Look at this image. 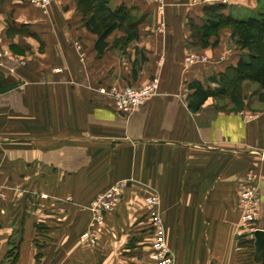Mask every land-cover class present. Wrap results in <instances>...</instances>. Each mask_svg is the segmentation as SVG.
Segmentation results:
<instances>
[{"label": "crops", "instance_id": "obj_1", "mask_svg": "<svg viewBox=\"0 0 264 264\" xmlns=\"http://www.w3.org/2000/svg\"><path fill=\"white\" fill-rule=\"evenodd\" d=\"M103 1L81 12L75 0H0L4 47L26 59L0 60V264H155L151 194L167 264H259L251 239L264 229V95L227 109L207 95L194 107V91L219 87L247 49L230 26L205 45L192 36L215 3ZM218 3L237 20L243 9L264 14V0ZM94 12L114 24L99 48L84 26ZM191 52L206 59L185 63ZM152 78L157 93L129 114L96 91ZM119 179L126 185L92 244L81 235L90 199ZM250 183L259 206L246 222L239 199Z\"/></svg>", "mask_w": 264, "mask_h": 264}, {"label": "trees", "instance_id": "obj_2", "mask_svg": "<svg viewBox=\"0 0 264 264\" xmlns=\"http://www.w3.org/2000/svg\"><path fill=\"white\" fill-rule=\"evenodd\" d=\"M102 2L104 1L102 0ZM102 2H98V0H75L81 12L90 11L92 5L93 10L95 5L97 11ZM223 7V4L219 3L204 6L205 20L201 26L195 28L192 36L196 38L198 44L205 45L209 35L214 34L223 26H230L237 35L238 44L242 48H246L247 52L241 56L236 66L228 67L219 74V87L210 91L199 88L194 91V94L198 96L194 107H198L207 95L214 97L229 96L235 105L241 106L242 96L239 89H241L243 81L246 80L256 83L262 89L261 95H264V14L260 12L256 17L237 20L230 15H224L221 12ZM93 14L84 20V26L97 33L94 46L99 48V42L114 27V24L107 23L102 17L99 18L98 12ZM15 247L16 245H11L10 253ZM10 259H14V257L12 256ZM259 264H264V256Z\"/></svg>", "mask_w": 264, "mask_h": 264}, {"label": "built area", "instance_id": "obj_3", "mask_svg": "<svg viewBox=\"0 0 264 264\" xmlns=\"http://www.w3.org/2000/svg\"><path fill=\"white\" fill-rule=\"evenodd\" d=\"M36 3L40 7H44L49 0H31ZM158 2V9L162 6L163 0H156ZM210 3H218V2H226L228 0H203ZM205 56L202 54H198L195 52L189 53L185 58V63L191 64L198 61L205 60ZM0 60H8L17 65H22L23 62L17 60L12 56L7 48L4 47V42L0 35ZM157 84L158 80L156 78L150 79L148 82L141 85H129L125 84L123 86L117 87L114 85L110 86H97L96 91L100 94H105L108 96L114 108L122 113L129 114L150 97L157 93ZM252 115L249 114L248 118H251ZM121 186V182L115 183L105 191L104 194L100 195L99 203L93 204V209L96 210V215L98 217L97 222H101L103 218V212L106 213L110 210L116 203V196L119 193ZM40 196H44V194H40ZM146 203L148 205V211L151 218V225L154 228L153 236L154 247L162 248L161 253H154L153 258L157 256L164 257L163 263L167 264L171 261L172 255L166 249L163 239V228H162V220L159 216L158 211L154 209L156 203L158 202V198L155 194L148 195L146 198ZM240 206L243 210L244 216L243 220L246 222L253 221L257 217L258 206H259V195L256 189V185L250 183L248 186L244 187L240 193ZM89 209H91V204H89Z\"/></svg>", "mask_w": 264, "mask_h": 264}, {"label": "rangeland", "instance_id": "obj_4", "mask_svg": "<svg viewBox=\"0 0 264 264\" xmlns=\"http://www.w3.org/2000/svg\"><path fill=\"white\" fill-rule=\"evenodd\" d=\"M51 0H49L48 1V3L44 6V7H41V8H45L48 4H49V2H50ZM40 7V6H39ZM259 12H263V10H262V6H258L257 7V9L255 10V11H252V10H249V9H243V14H242V16L241 17H243L242 19H248V18H250V17H256L257 15H258V13ZM0 35H1V33H0ZM1 37H2V35H1ZM2 40H3V37H2ZM12 56L14 57V58H16L17 60H20V61H22L23 62V64H25L26 63V59H25V57H22V56H18V55H15V54H12ZM135 86V85H134ZM239 92H240V94H241V96H242V98H241V105L244 103V100L246 99H248L249 97H251V94H258V95H260L261 93H262V89L261 88H259L258 87V85L256 84V83H254V82H250V81H248V80H246V81H243V83H242V85H241V89H239ZM239 94V93H238ZM256 95H255V97H253V98H256ZM218 99H220L219 100V102L221 103V106H223L224 107V105H226L225 106V108L227 109V106L228 105H230V106H232V104L234 105V103L231 101V99H230V97L229 96H222V97H218ZM235 106V105H234ZM237 106V105H236ZM241 107V106H240ZM118 182H121V186H120V190H119V193L117 194V196H116V202L115 203H117L118 202V200H119V197H120V193H121V189L126 185V180L125 179H119V180H117V181H114L113 183H111L109 186H111V185H113V184H115V183H118ZM109 186L107 187V188H105L102 192H98V193H96L95 195H93L92 196V198L90 199V202H89V204H91V209H89V207H88V213H89V221L91 222V223H89V221H88V226H87V228L85 229V231L84 232H82V236H85L86 237V239L89 241V242H91L92 244L93 243H95V241L97 240V236H98V233H99V227L102 225V223L100 222H97V220H98V217H97V215H96V210L95 209H93V204H98L100 201H99V198H100V195H102V194H104L105 193V191L109 188ZM1 192V191H0ZM2 193V192H1ZM0 193V194H1ZM152 195V194H151ZM45 197V196H44ZM147 196H145L144 197V207L146 208V211H147V214H148V216H149V218H150V215H149V211H148V205H147V203H146V200H145V198H146ZM240 202V201H239ZM116 205V204H115ZM115 205L110 209V210H108L106 213H109V212H111L112 210H113V208L115 207ZM105 213L103 212V215H104ZM241 216H242V218H243V216H244V213H243V210H241ZM161 218V217H160ZM103 219V218H102ZM151 220V219H150ZM102 221V220H101ZM151 221H150V225H151ZM101 224V225H100ZM151 228H153V226L151 225ZM153 232H154V228H153ZM153 232H152V234H153ZM84 237V238H85ZM154 240H155V237L154 236H152V242H151V244H150V246H151V252H150V258H152L154 261H155V264H165V263H163V259H164V257H159V256H157V254L158 253H161L162 252V248L161 247H158V248H155L154 247ZM164 244H165V247H166V249L168 250V246H167V244L164 242ZM154 253H157L156 254V257L155 258H153L152 256H153V254Z\"/></svg>", "mask_w": 264, "mask_h": 264}, {"label": "water", "instance_id": "obj_5", "mask_svg": "<svg viewBox=\"0 0 264 264\" xmlns=\"http://www.w3.org/2000/svg\"><path fill=\"white\" fill-rule=\"evenodd\" d=\"M254 256L255 262L259 263L264 256V229L257 228L253 231Z\"/></svg>", "mask_w": 264, "mask_h": 264}]
</instances>
